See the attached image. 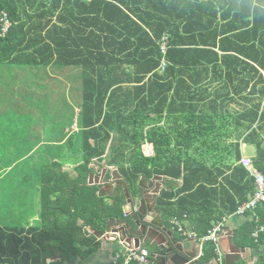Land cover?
I'll list each match as a JSON object with an SVG mask.
<instances>
[{"label": "trees", "instance_id": "obj_1", "mask_svg": "<svg viewBox=\"0 0 264 264\" xmlns=\"http://www.w3.org/2000/svg\"><path fill=\"white\" fill-rule=\"evenodd\" d=\"M0 8L11 21L0 36V103L7 99L2 94L12 88L11 80L20 89V76L42 77L32 85L36 93L43 89L37 101L47 105L45 90L53 74L69 79L78 68L90 75L82 79L80 140L71 135L61 143L62 150L73 152L77 165L72 173L64 170V155L61 160L43 159L38 168V225H21L14 209L10 211V190L1 193L0 264H70L100 247L86 227L99 231L109 219H125V196L122 187L106 196L87 184L93 161L116 165L133 193L140 176L162 175L166 187L156 208L164 223L187 214L198 238L252 192L253 178L239 160L241 144L252 146V165L264 174V0H0ZM91 24L88 31L81 27ZM164 33L169 36L164 54L168 63L160 73L158 40ZM124 65H132L138 79L147 73L154 79L167 77L157 86L160 111L152 119L170 116L167 131L132 120L121 129L108 123L123 116L126 102L131 104L120 96V109L113 112L108 98L120 90ZM5 104L0 109L5 121L13 110H22L9 99ZM45 109L40 107V115L50 118ZM55 111L63 130L72 126L73 109L61 104ZM2 118L0 134L6 131ZM144 140L152 143L153 156L142 154ZM5 165H0L1 181L10 178L15 166L9 160ZM18 189L17 209L33 214L27 201L31 193ZM247 213L252 218L238 232L255 246L263 244L264 231L256 239L250 232L264 225V203ZM202 252L206 259L216 257L210 241L203 243ZM259 258L257 263L264 264V254ZM115 264H124V259Z\"/></svg>", "mask_w": 264, "mask_h": 264}, {"label": "crops", "instance_id": "obj_2", "mask_svg": "<svg viewBox=\"0 0 264 264\" xmlns=\"http://www.w3.org/2000/svg\"><path fill=\"white\" fill-rule=\"evenodd\" d=\"M85 23H88V22H86L85 20ZM91 26L92 24L88 26L81 25V27L84 28L86 31H88V29H91ZM121 43H123V40ZM156 70L162 73V71H160L159 69H156ZM76 72L77 73L72 75L71 78L69 79H66L65 77H63L61 73L53 74L54 80L53 81L49 80L51 83L49 84V86L46 87L45 93H47L48 103L47 105H44L45 107L49 109H53L51 106L52 104L56 103V106L63 104L65 107L68 106V108L73 109L75 112V119L73 120V124H72L73 129H70L72 126L65 127V129L63 130L65 134L63 138H62V130L60 129L61 125L57 124L55 119H51V118L42 119L44 124H46L47 126L43 129L42 138H40L39 140L40 142H38L37 145L39 146V148L42 145L48 146L49 151H48L47 158L60 160V151L62 147L61 143H62V140H64L66 137L73 135L75 138L74 139L75 142H79L80 140V135L78 133L80 130H82V128L79 127L80 124H79V120L77 117H78L80 106H81L80 99H82V93H83L82 79L83 77H90V75L89 74L83 75L79 71L78 68L76 69ZM134 72L135 70L132 65H124L122 68H120V76L124 80L120 82V90L116 91V89L118 88L117 87L114 91H112L111 94L108 95L110 106L112 107L113 112H114V107H116V111L120 109V100H121L120 96L124 100L131 101V104L126 102L125 106H127L128 108L123 109V111H125L124 113H122L123 116L120 118L119 115H116L108 123L112 125H116L115 128H118L120 126V129H121V127H126V128L130 127V125L132 124L131 122L132 120L133 124L148 123V125H152L155 127L162 126L166 128V131H167V126L170 125V123L168 122L170 116H167L165 118V113H163L159 122L152 121V119L156 117L155 113H159L160 111L159 110L160 104L157 103V95L159 94L160 91L157 88V86L158 84L165 83L167 80V77L164 79H154L151 73H147L146 75L143 76V78L138 79L140 76L137 73H136V76L132 74ZM124 73H127L129 75L126 76L124 75ZM141 87H145V88H141ZM56 91L59 93V95H57L54 99L50 98V95ZM42 92H43V89H39L38 95L41 94ZM61 98H63L62 101H60ZM132 113L133 115L131 116ZM183 114H185V112ZM178 120L183 121L182 115H180ZM112 136H113V132H111V136L109 140H111ZM115 139L120 140V135L116 133ZM92 141L93 139L89 138V142L92 143ZM109 145L110 144L108 143L106 146V150L109 148ZM146 145L150 146L151 151H152L151 154L146 153V148H147ZM70 152L71 151L69 150L67 151V153H70ZM141 152L146 157L153 156L154 149H153L152 143L144 140L143 143L141 144ZM72 153L73 152H71V155ZM253 155H254V148L250 145L242 143L241 144V157H240L239 163L243 165V160H249L251 164L250 168L258 171L252 165L251 159ZM22 157L24 156H21L18 160L14 161L12 164L16 163L17 161H20ZM40 157L44 159L42 155H40ZM67 159H68L67 162L64 163V170H67L70 173H72L73 172L72 167H75L77 165V162L75 161V163H73L72 160L74 158H71V156ZM90 167H91V170L89 171V173L94 172V174L97 175L101 172V169H97L98 167L106 168V175H105L106 178H109L108 173H111L112 175L119 174L124 180V177L121 174V172L118 170L117 166L107 165L103 159L100 161L97 160L96 162L94 161L91 162ZM244 168L247 171L248 175L253 178V176L250 173V169H247L245 166ZM153 176L148 179L145 178L144 176H140L138 179V181L140 180L141 177H144V179H146V182L144 183H145V186L149 188L147 191L146 197L150 199H153L152 197H155L154 202L149 201L147 204V206H149V209H146V211L148 212L146 218L152 219L156 223L161 221L167 227V229L171 230L173 235L179 240L193 239L179 232L177 228L171 223V219L169 220V224L164 223L163 221L164 219L161 216L160 211H158V209L156 208V200H157L158 195L160 194L161 189L166 187V179L162 175H158V176H162V180H156V179L152 180L156 185L160 183V187L158 189L157 186H151L149 184V181L153 178ZM87 184L89 185L88 181H87ZM180 184H181V180L178 179L175 185L179 186ZM91 185H95V184L93 183ZM96 186L98 187V189L101 188V191L97 190V192L100 194L103 193L106 196H111V194L114 192V189L116 187H121V186H116L114 187V189H111V188L106 189L105 187L106 184L96 185ZM136 188H137V185H136ZM253 191H254V179H253V190L247 196L245 200H248L252 197ZM135 193H136V190H135ZM106 199L107 201H109L110 198H106ZM137 207H138V210L139 208H141L140 205H137ZM122 209H123V205H122ZM236 209L233 212L231 213L229 212L227 214H224V216H222L226 220V233L220 239V254L216 255V258H219L222 260V253L228 251L229 254L233 255V257L230 258V260L233 261V264H258L257 261H258L259 256L264 254V243L259 244L258 246H255L252 243H250L249 239L245 238L244 234L241 235L238 232L252 218L251 216L252 213H247V212H252L254 209L251 211H246L241 214L236 213ZM38 210H39V206H38V209H34L33 214H27L25 211L20 210V211H23V214L28 217L26 221V223H28L27 226H30L32 221H36L38 219ZM16 211H17V216H18L19 209H17ZM124 216L126 217L125 219H120V218L119 219L126 220L129 223L134 225L133 219L130 218V215H124ZM119 219H115V220H119ZM14 221L15 219L13 218V222ZM179 221L183 225L184 231L186 232L191 231L195 233L191 229V225L189 223L187 214H186V217H183V219H179ZM257 227L258 226H256V228L253 229L250 232V234L253 231H255ZM86 228L88 229V227ZM245 231H246V228H245ZM89 233L91 232L89 231ZM98 240L100 241V247L96 251L92 252L86 258L77 259L74 263H70V264H115L118 258L125 259L128 248L124 247L122 243L118 240V238H115V239L111 238V239H104V240L98 239ZM140 246L145 248L146 250L149 249V247L145 243H141ZM149 259L151 262L150 264H152V259L150 257Z\"/></svg>", "mask_w": 264, "mask_h": 264}, {"label": "rangeland", "instance_id": "obj_3", "mask_svg": "<svg viewBox=\"0 0 264 264\" xmlns=\"http://www.w3.org/2000/svg\"><path fill=\"white\" fill-rule=\"evenodd\" d=\"M10 70H8V73L10 72ZM3 75V80L6 83L9 78L7 77L6 73H3ZM23 77L21 78L20 76L17 81H22V83L19 84L20 89H22V86L25 88L20 90L19 88L13 87L11 80L8 87L12 88H9L2 94L11 101V104H13V106L14 103L19 104V107L20 109L22 108V110L19 112L13 110L9 114L13 117H8L6 121L5 118L0 117L6 123L3 126L4 128H6L5 133L0 134V165L4 166L8 160L9 163L12 164L14 161L18 160L22 155H25L22 160L14 163L15 166L12 167L13 170L7 174V176H10V178H6L3 181L0 180V196L2 192H6L7 188L10 190V211L14 209L12 215L15 219L17 218L16 210L18 207L17 194L22 192L21 189H18L19 187L22 188L23 191L29 190L31 194L30 199L27 201H30V208L38 209V168L42 166L43 162V159L40 157V155H42L43 158L46 159L48 157L49 151L47 145H42L40 148L37 149V143L40 142L39 140L40 138H42L43 129L47 126L46 124H44L42 120L43 116L40 115L39 110L41 106L43 108H46L45 110L48 116L51 119L56 120L55 110L57 108L56 103L51 105L53 109H49L42 105L43 103L37 101L38 93H36V88L32 84L37 83L38 79L42 77H36L35 75H30L29 78ZM18 92H24L23 94L21 93V96L22 98H25V101L22 102L19 99ZM57 95H59L57 91L53 92L50 95V98L54 99ZM6 100L4 99V101H1L0 109L6 108ZM63 119L64 117H62V120ZM69 121H72V118ZM61 128L62 135H64L63 126ZM70 129H73V126ZM64 150L69 149L65 148ZM64 150L61 149L60 151V160L64 155L66 156V159L69 158L71 155V152L67 153ZM72 162L75 163V159H73ZM5 167H7V165H5ZM4 171L7 172L6 169L3 170V173ZM24 175H26V178L24 181H22V177H24ZM10 211L7 210L6 214H8ZM27 219L28 217L25 216L23 214V211H20L19 209L18 220H20V224L23 226H27ZM13 223L16 224V222ZM38 223L39 219H37L36 221H32L31 225H38Z\"/></svg>", "mask_w": 264, "mask_h": 264}, {"label": "water", "instance_id": "obj_4", "mask_svg": "<svg viewBox=\"0 0 264 264\" xmlns=\"http://www.w3.org/2000/svg\"><path fill=\"white\" fill-rule=\"evenodd\" d=\"M101 172L97 175L90 172L87 177L89 185L106 184V189H112L116 186H121L125 196L123 204L124 215H130L133 219V224L126 220L109 219L103 230L89 231L98 239L118 238L122 245L128 249L138 248L141 243H145L149 247V257L152 259V264H233L230 258L233 255L227 252L222 253V260L216 257L206 259L203 256L202 246L197 238L188 240L177 239L171 230L159 221L156 223L152 219L146 218L149 209L148 202H154V198L146 197L149 188L145 186L146 179L141 177L137 182L136 193L131 192L128 183L123 180L119 174L112 175L108 173L109 178H106V168H100ZM162 180V176L155 175L149 181L151 186H157L159 189L160 183L156 185L152 180ZM101 191V188L98 189ZM139 208V221H134V212ZM147 206V207H146Z\"/></svg>", "mask_w": 264, "mask_h": 264}, {"label": "built area", "instance_id": "obj_5", "mask_svg": "<svg viewBox=\"0 0 264 264\" xmlns=\"http://www.w3.org/2000/svg\"><path fill=\"white\" fill-rule=\"evenodd\" d=\"M11 21L8 16V12L4 9L0 8V36H4L10 29ZM168 34H163L159 40L158 44L163 55L159 70L163 71L167 65V61L164 58V54L166 53V49L168 47ZM146 153L151 154V148L149 145H146ZM243 165L250 169V173L254 179V191L252 197L248 200L241 202L236 209V213H244L246 211L253 210L258 204L264 203V175L256 170L251 169V164L249 160H243ZM186 217V214L183 215ZM171 223L177 228L179 232L186 235L189 238H197L201 245L204 242L210 241L214 245L215 252L219 253L220 248V239L226 233V220L222 217L220 220L216 221L212 227L207 231L206 235L198 238L193 232L184 231L183 225L180 223L177 217H173L171 219ZM264 231V225L258 226V228L251 233V236L256 239L258 233ZM111 239V238H110ZM129 261H136L137 264H150L149 252L145 248L139 246L138 248L128 249L126 257L124 259V264H127Z\"/></svg>", "mask_w": 264, "mask_h": 264}, {"label": "flooded vegetation", "instance_id": "obj_6", "mask_svg": "<svg viewBox=\"0 0 264 264\" xmlns=\"http://www.w3.org/2000/svg\"><path fill=\"white\" fill-rule=\"evenodd\" d=\"M112 189H114V188H112ZM134 215H135V221H139L140 220V217H139V210H137V212H134ZM130 218H132L131 216H130Z\"/></svg>", "mask_w": 264, "mask_h": 264}, {"label": "clouds", "instance_id": "obj_7", "mask_svg": "<svg viewBox=\"0 0 264 264\" xmlns=\"http://www.w3.org/2000/svg\"><path fill=\"white\" fill-rule=\"evenodd\" d=\"M165 34V33H164ZM167 34V33H166ZM163 35V34H162ZM161 35V36H162ZM214 252H215V250H214ZM216 253V255H219L220 254V248H219V253H217V252H215Z\"/></svg>", "mask_w": 264, "mask_h": 264}]
</instances>
